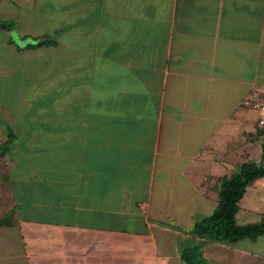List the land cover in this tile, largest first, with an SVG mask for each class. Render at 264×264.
Wrapping results in <instances>:
<instances>
[{
    "label": "crops",
    "instance_id": "crops-1",
    "mask_svg": "<svg viewBox=\"0 0 264 264\" xmlns=\"http://www.w3.org/2000/svg\"><path fill=\"white\" fill-rule=\"evenodd\" d=\"M0 20V79L51 73L0 103V264H186L217 179L264 165L241 103L264 90V0H0ZM238 206L264 214V177ZM220 245L202 264H264V235Z\"/></svg>",
    "mask_w": 264,
    "mask_h": 264
},
{
    "label": "trees",
    "instance_id": "trees-1",
    "mask_svg": "<svg viewBox=\"0 0 264 264\" xmlns=\"http://www.w3.org/2000/svg\"><path fill=\"white\" fill-rule=\"evenodd\" d=\"M12 26L11 21L0 20V29L9 30ZM53 43L54 40L50 36L44 35L29 47ZM259 134H264V130L259 131ZM12 141L13 136L9 134L0 142V157L4 156ZM262 177L264 165L249 157L243 160L235 172L217 179L214 208L208 215L196 220L189 232L200 241L198 244L183 248L180 251L181 260L186 264H202L198 253L202 243L232 245L244 238L254 239L264 235V214H254L252 220L245 222H238L236 217L240 210L238 202L246 187ZM8 220V216L0 218V226L8 225Z\"/></svg>",
    "mask_w": 264,
    "mask_h": 264
},
{
    "label": "rangeland",
    "instance_id": "rangeland-1",
    "mask_svg": "<svg viewBox=\"0 0 264 264\" xmlns=\"http://www.w3.org/2000/svg\"><path fill=\"white\" fill-rule=\"evenodd\" d=\"M2 60H5V57H1ZM8 59V58H7ZM31 61H25V64L23 65V67L25 68H20L18 69L17 67L13 69L12 74H9L8 77H4L2 79H0V103H2L4 100L10 102V103H14L15 101V96L20 93V89L18 87V81H22V78L25 77V75L28 74V76L33 77V75L39 77L40 79H42L43 77H45L46 75H50L48 74V70H44V68L42 67L41 63H37V60L34 59H29ZM9 62H11L14 65V62L11 60V58L8 59ZM44 75V76H43ZM3 162V160L1 161ZM1 169V168H0ZM3 169L2 172L0 170V173L3 174ZM49 182V183H48ZM52 180L50 179H46V181H44L45 186H47V184H52L51 183ZM44 186V187H45ZM237 217V221L238 222H242L245 221L244 219H239L238 220V215ZM247 220H251V217H247ZM218 248V252L220 254V257L224 260H228L229 257H231V250L227 247V245H220L217 246Z\"/></svg>",
    "mask_w": 264,
    "mask_h": 264
},
{
    "label": "built area",
    "instance_id": "built-area-1",
    "mask_svg": "<svg viewBox=\"0 0 264 264\" xmlns=\"http://www.w3.org/2000/svg\"><path fill=\"white\" fill-rule=\"evenodd\" d=\"M241 103L255 113V125L264 130V90L260 86H252L241 98Z\"/></svg>",
    "mask_w": 264,
    "mask_h": 264
}]
</instances>
